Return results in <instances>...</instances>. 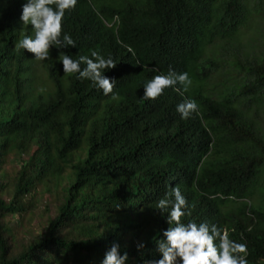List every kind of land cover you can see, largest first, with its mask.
Here are the masks:
<instances>
[{
  "label": "trees",
  "instance_id": "1",
  "mask_svg": "<svg viewBox=\"0 0 264 264\" xmlns=\"http://www.w3.org/2000/svg\"><path fill=\"white\" fill-rule=\"evenodd\" d=\"M25 3L0 0V264H102L114 242L125 264L159 260L170 225L155 206L176 186L198 208L182 222L217 225L264 264V0H77L62 22L76 46L46 60L17 48L35 34ZM93 51L117 63L113 93L57 58ZM169 69L188 90L145 99ZM45 194L56 214L35 232Z\"/></svg>",
  "mask_w": 264,
  "mask_h": 264
},
{
  "label": "clouds",
  "instance_id": "2",
  "mask_svg": "<svg viewBox=\"0 0 264 264\" xmlns=\"http://www.w3.org/2000/svg\"><path fill=\"white\" fill-rule=\"evenodd\" d=\"M51 5L56 8L53 9ZM76 5L77 0H27L20 19L24 25H31L35 34L34 37L22 36L17 48L34 54L37 60H46L50 58L49 50L53 46L75 47L76 42L71 35L64 33L62 36V22L66 10H72ZM91 56L94 59L80 56L74 60L71 56L60 53L57 58L62 62L66 74L78 73L79 79L91 80L105 95L113 93L115 79L105 76L104 72L106 69L115 68L117 63L111 58H104L96 51H93ZM82 64L85 65L83 68ZM177 84L187 91L191 84L188 73H177L169 69L167 75H156L146 83L144 98L155 100L166 88L175 87ZM177 111L182 119H188L198 111V105L195 100H185L177 106ZM155 207L161 210L162 214L167 213L170 227L163 232L166 239H158L155 243L157 252H154V256L159 260H146L145 264H248L247 246L230 240L227 231L207 222H182V217L190 216L191 210L197 213L198 208L192 206L190 210L191 206L189 208L179 186L174 187L166 197L159 199ZM120 247L119 243L114 242L102 264H125L128 253L121 255ZM144 247L143 243L137 244L138 250ZM241 253L245 255H239Z\"/></svg>",
  "mask_w": 264,
  "mask_h": 264
},
{
  "label": "rangeland",
  "instance_id": "3",
  "mask_svg": "<svg viewBox=\"0 0 264 264\" xmlns=\"http://www.w3.org/2000/svg\"><path fill=\"white\" fill-rule=\"evenodd\" d=\"M20 165L21 164L20 161H18V158L16 156H12L9 157V162L8 164L5 165V167H7V170L8 169L17 170L20 167ZM47 199L48 197L45 194L42 203H39V207L33 211L35 216L33 215L31 223L27 225L28 228H32L35 232L43 230L44 223L47 221L48 217L49 216L53 217L56 214L55 207L49 201H47ZM30 217L31 216L26 215L24 222L27 223L28 222L27 220ZM41 222L43 224L42 227L40 225ZM19 229H21V227H19Z\"/></svg>",
  "mask_w": 264,
  "mask_h": 264
}]
</instances>
